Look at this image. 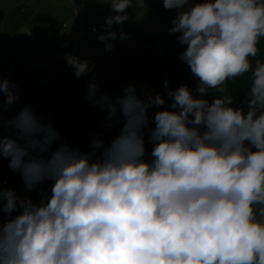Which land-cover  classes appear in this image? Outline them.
I'll return each mask as SVG.
<instances>
[{"label": "clouds", "instance_id": "clouds-1", "mask_svg": "<svg viewBox=\"0 0 264 264\" xmlns=\"http://www.w3.org/2000/svg\"><path fill=\"white\" fill-rule=\"evenodd\" d=\"M112 15L97 35L107 52L123 31L128 9L145 0H100ZM176 10L169 34L184 47L179 59L195 89L169 88L143 97L135 85L112 97L92 75L85 100L106 113L104 127L122 123L88 151L66 143L50 122L25 105L2 126L0 156L31 192L51 182L39 200L0 188V264H264V0H162ZM116 25L117 29L112 30ZM95 31V29H93ZM76 78L94 72L68 53ZM251 73L244 106L224 87ZM18 85L0 79L3 108L20 99ZM213 92L223 93L210 101ZM152 144L145 159V136ZM15 213V214H14Z\"/></svg>", "mask_w": 264, "mask_h": 264}, {"label": "rangeland", "instance_id": "rangeland-1", "mask_svg": "<svg viewBox=\"0 0 264 264\" xmlns=\"http://www.w3.org/2000/svg\"><path fill=\"white\" fill-rule=\"evenodd\" d=\"M53 1L56 0H47L46 4ZM68 2L70 4L68 5L70 8L68 17L71 15L73 8H81V5H85L81 9L79 19H75L87 24L92 22L105 23L106 17L114 14L100 0H68ZM157 2L159 0H145L144 8H137L135 11L132 8L127 10L130 20L125 22L123 31L130 34L131 38L112 41L114 49L111 52H107L103 42L97 40L99 33L89 34L82 39H78L77 33L74 35V24L72 23H69V29H71V33H73L71 36H74V39L66 37L53 46L52 49H35L36 51L33 54L29 51L16 55L14 48H9L0 36V79L10 78L18 85L17 90L20 93L19 101L7 110L3 108L4 96L0 94V125L4 120L12 119L17 115L22 107L29 103L32 96L35 95L36 98L60 102L65 111H71V108L74 109L71 111L73 115H77L81 111L82 118L76 119L78 124L75 126L76 130H74V132L78 131V135L79 131H81L80 133L97 134L96 131H101L103 127L99 128L94 124L101 123L104 125V120H102L100 114L104 112L85 100L87 85L92 75L96 77L95 83L99 86V91L106 92L112 97L121 95L122 89L128 85H135L139 95H148L149 90L144 94L143 89H146L147 86L148 89H153L156 71L160 70L158 62L165 57L162 46V37L165 34L159 17L163 21L168 20L169 23L175 17L173 14L175 9L166 10L163 3L155 10L154 7L158 5ZM63 17L62 20H65V16ZM116 29L117 26L114 25L112 30ZM75 39L77 43H75ZM258 48L259 52L252 61L253 65L256 60H263L264 58V38L259 42ZM68 53L89 60L90 64L95 65L94 72L82 78H76L73 70L65 61V56ZM18 72L27 73L32 76L34 81L60 85L65 90L38 87L35 82L24 79L22 75L17 77ZM227 84L230 86L225 84L224 87L226 86L225 88L229 90L232 84L229 82ZM32 103H40L42 106L41 100H34ZM30 105L34 112L39 115L37 106L31 103ZM85 117H88L90 125ZM81 121H84L86 127L81 124ZM2 129L3 127L0 126V133ZM4 132L8 133L6 130Z\"/></svg>", "mask_w": 264, "mask_h": 264}, {"label": "trees", "instance_id": "trees-1", "mask_svg": "<svg viewBox=\"0 0 264 264\" xmlns=\"http://www.w3.org/2000/svg\"><path fill=\"white\" fill-rule=\"evenodd\" d=\"M157 4L158 5L154 7L155 10H157L158 6L162 4V0H159ZM173 11H174L173 14L176 15L175 10ZM159 18H160L159 19L160 24L164 30L163 32L165 34V35L163 34L164 36L162 37V46L165 53V57L158 62L160 70L156 71L153 89H148L147 86L146 89L145 88L143 89V91L145 94V92H148L149 90L148 95L151 94L154 96L156 94H160L164 96L166 99V104L164 106H161L160 108L153 107L149 109L148 115L150 119L154 117L157 111L164 110L165 108H167L168 104H170L171 102L170 100H168L167 97V89L163 87V82L165 80L169 81V88L171 89H176L181 85H187L191 89H195L197 86V80L193 77L189 67L179 59V55L181 52L184 51V47H182L177 41L178 34H169L168 29L171 27V23H169L168 20L163 21L161 17ZM18 74L19 75H17V77L22 75L24 79L35 82L38 87H44L47 89L54 88L56 90L61 89L62 91L65 90L64 87L60 85H53L39 81H34V79H32V76L28 75L27 73L23 74L21 72H18ZM228 82L231 83L232 85L231 88L227 91L228 93L235 96L236 98L235 106H244L241 102L243 101L244 94L248 91L251 82V73H247L242 77H237L234 80L227 81L226 86H230L229 84H227ZM222 95L223 93L213 92L210 93L206 98L211 101L214 98V96H222ZM34 100L35 101L41 100L42 106L40 103H32ZM30 103L33 105L35 104L37 106L36 108H38L37 111L39 114L38 116L44 122H50L53 126L57 128L62 139L66 143L72 146H78L83 151L89 150L88 142L93 136L99 134L103 138L105 144H108L112 139H114L116 136L119 135L120 128L122 127V123L114 119L113 126L111 128H106L101 123H95L94 125H97L99 128L103 127L101 128V131L99 132L96 131L97 134H91L86 132L80 133L81 131H79V135H78L77 134L78 131L74 132V130H76L75 126L76 124H78L76 119L79 120V118H82L81 111H79L77 115H73L71 114V111L74 109L71 108V111H68L66 109L67 111H65V109L62 108L63 105L60 102H54L53 100H47L44 98H36L35 95H33L30 102L25 105H29ZM100 114L105 124L106 113H100ZM85 118L87 123L90 125L91 123L89 122L88 117ZM81 124L85 126L84 121H81ZM150 124L151 125H149V127H154V123L150 122ZM4 130L5 129L3 128L0 135L11 134L10 132L8 133L4 132ZM145 148H146L145 159H149L152 150V144L148 142L147 134L145 136ZM8 165H9V161L4 159L2 156H0V188L14 189L21 197H30L31 199H33V201H37L40 199L42 195V190L48 191L50 194L51 182H45L43 185L39 186L37 189H34L31 192L25 191L23 188L22 177L18 173H13ZM3 222H4V216L3 213L0 212V223Z\"/></svg>", "mask_w": 264, "mask_h": 264}, {"label": "crops", "instance_id": "crops-1", "mask_svg": "<svg viewBox=\"0 0 264 264\" xmlns=\"http://www.w3.org/2000/svg\"><path fill=\"white\" fill-rule=\"evenodd\" d=\"M46 1L0 0V36L16 55L33 54L39 48L50 50L64 38L74 37L70 24L64 27L63 23H75L76 7L68 17V0Z\"/></svg>", "mask_w": 264, "mask_h": 264}, {"label": "built area", "instance_id": "built-area-1", "mask_svg": "<svg viewBox=\"0 0 264 264\" xmlns=\"http://www.w3.org/2000/svg\"><path fill=\"white\" fill-rule=\"evenodd\" d=\"M82 7H85V5H81V8H77V7L75 8V18L79 19V15ZM63 26L68 27L69 23L64 22ZM104 27H105V23H100V22H92L87 24L81 20L78 21L75 19V23H74V31L75 34L77 33L78 39H82L83 37L89 34H98L104 30ZM93 29H95V31H93ZM75 43H77L76 39H75Z\"/></svg>", "mask_w": 264, "mask_h": 264}]
</instances>
